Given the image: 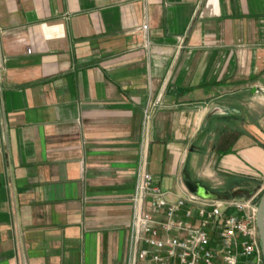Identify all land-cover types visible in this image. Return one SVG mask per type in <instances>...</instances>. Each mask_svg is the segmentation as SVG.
Returning a JSON list of instances; mask_svg holds the SVG:
<instances>
[{"label":"crops","instance_id":"obj_1","mask_svg":"<svg viewBox=\"0 0 264 264\" xmlns=\"http://www.w3.org/2000/svg\"><path fill=\"white\" fill-rule=\"evenodd\" d=\"M148 106L164 190L264 181V0H0V264H128Z\"/></svg>","mask_w":264,"mask_h":264},{"label":"built area","instance_id":"obj_2","mask_svg":"<svg viewBox=\"0 0 264 264\" xmlns=\"http://www.w3.org/2000/svg\"><path fill=\"white\" fill-rule=\"evenodd\" d=\"M31 52V50H29ZM153 110L144 111L128 264H264L254 197L205 199L164 190L149 171Z\"/></svg>","mask_w":264,"mask_h":264},{"label":"rangeland","instance_id":"obj_3","mask_svg":"<svg viewBox=\"0 0 264 264\" xmlns=\"http://www.w3.org/2000/svg\"><path fill=\"white\" fill-rule=\"evenodd\" d=\"M223 182V179H221ZM216 182V180H215ZM215 182L210 179L206 180V183L215 188L213 189L218 195L223 192L224 197H231V196H237V197H244V198H252L254 197V203L259 206L260 200L262 195L264 194V181H242L241 185H238V189H236L231 195L229 194L228 186L223 184H215ZM230 182V180L228 181ZM217 183V182H216Z\"/></svg>","mask_w":264,"mask_h":264},{"label":"water","instance_id":"obj_4","mask_svg":"<svg viewBox=\"0 0 264 264\" xmlns=\"http://www.w3.org/2000/svg\"><path fill=\"white\" fill-rule=\"evenodd\" d=\"M184 184L190 192L199 195L202 198L205 199L221 198L220 195H218L214 190L208 189L206 186L202 185L201 183L186 179L184 181ZM257 227L261 239V246L263 252V259H264V194L262 195L258 206Z\"/></svg>","mask_w":264,"mask_h":264},{"label":"trees","instance_id":"obj_5","mask_svg":"<svg viewBox=\"0 0 264 264\" xmlns=\"http://www.w3.org/2000/svg\"><path fill=\"white\" fill-rule=\"evenodd\" d=\"M207 133H208V131H207ZM207 133H206V134H207ZM236 184H237V183H236L235 181H230L229 186H228V190L231 189V188H233V186H235ZM219 195H220L221 197H224L223 192L220 193Z\"/></svg>","mask_w":264,"mask_h":264},{"label":"flooded vegetation","instance_id":"obj_6","mask_svg":"<svg viewBox=\"0 0 264 264\" xmlns=\"http://www.w3.org/2000/svg\"><path fill=\"white\" fill-rule=\"evenodd\" d=\"M203 185V184H202Z\"/></svg>","mask_w":264,"mask_h":264}]
</instances>
